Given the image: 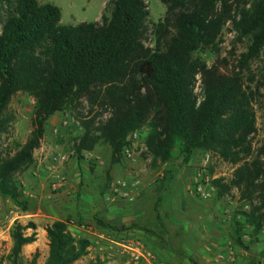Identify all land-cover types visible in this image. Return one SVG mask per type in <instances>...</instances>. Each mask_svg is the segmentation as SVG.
Wrapping results in <instances>:
<instances>
[{"label": "trees", "instance_id": "1", "mask_svg": "<svg viewBox=\"0 0 264 264\" xmlns=\"http://www.w3.org/2000/svg\"><path fill=\"white\" fill-rule=\"evenodd\" d=\"M159 1L165 14L153 25V47H147L142 39L149 11L143 0H108L109 16L76 25L61 24V11L52 3L0 0V196L28 210L29 198L14 175L31 162L38 139L31 136L15 148L4 143L15 118L9 103L21 92L34 100L39 124L59 112L73 114L83 130L72 139L78 159L105 144L116 164L129 136L145 129L152 165L168 163L176 149L186 156L201 150L231 165V177H213L211 185L217 199L238 193L231 240L243 247L245 227L253 235L264 229V145L253 147V76L248 83L243 76L264 53V0H240L235 6L228 0ZM228 22L238 41L248 39L247 50L231 69L226 58L208 66L199 53L219 52ZM197 74L203 91L198 105ZM104 112L109 115L102 118ZM69 225L68 219L44 227V264H73L87 254L89 240L76 238ZM36 228L33 222L14 221L9 264H21L23 247L35 242ZM36 261L35 253L29 264Z\"/></svg>", "mask_w": 264, "mask_h": 264}, {"label": "rangeland", "instance_id": "2", "mask_svg": "<svg viewBox=\"0 0 264 264\" xmlns=\"http://www.w3.org/2000/svg\"><path fill=\"white\" fill-rule=\"evenodd\" d=\"M38 1L57 6L63 25L100 21L103 14L109 16L110 13V8L106 9L108 0ZM143 1L149 16L148 31L142 42L153 47V25L164 17L166 8L159 0ZM237 1L240 0H228V3L235 6ZM248 44L247 38L237 40V32L228 22L219 39V52L208 49L199 56L208 66L226 58L231 69L239 55L246 52ZM251 75L253 81L249 85L254 91L256 117L253 147L258 149L264 145V53L251 62L249 72H244L245 83ZM82 107L88 110L87 101ZM9 110L15 118L12 134L4 140L7 147L15 148L16 143L23 144L31 136L38 141L31 162L14 175L29 198L28 210L23 212L0 196V264H9V233L15 220L23 224L33 222L37 226L35 242L23 247L21 264H29L35 253L36 264H44L48 241L42 228L53 221L68 219L69 231L76 238L90 242L87 254L73 264H89L98 259L102 264H259L264 259V229L253 235L251 229L245 227L243 247L231 240L233 218L241 204L236 191L221 199L216 198L214 191L206 200L194 193L196 171L204 159L208 158L207 173L215 178H230L231 165L201 150L186 156L178 149L168 163L152 165L139 143L132 146V160L123 158V148L118 163L113 164L110 147L99 144L92 152L83 153L82 158L78 159L75 154L60 165L69 168L63 180L53 176L59 165L52 170L46 166L52 155L71 151L72 139L82 133L73 114L69 110L59 112L39 124L34 100L21 92L12 96ZM108 115L104 112L102 118ZM144 133L145 129L142 135ZM129 145L131 141L126 146ZM40 155L42 160L38 162ZM124 176L140 182V196L135 203H124L110 194L112 181ZM48 204L64 205V208L49 211ZM123 225L130 229L123 230Z\"/></svg>", "mask_w": 264, "mask_h": 264}, {"label": "built area", "instance_id": "3", "mask_svg": "<svg viewBox=\"0 0 264 264\" xmlns=\"http://www.w3.org/2000/svg\"><path fill=\"white\" fill-rule=\"evenodd\" d=\"M193 92L196 96V102L198 105L199 102L203 99L202 82L199 74H197L195 77ZM129 141H131V146L129 145L124 147L122 154L123 158L126 161L133 159L134 153L132 150V146L134 144L139 143L140 147L146 150V146L144 143V135H142V131L141 132L134 131L129 136ZM84 153L88 154L90 152H84ZM74 155H75V151L73 149L66 153L54 154L51 156L49 164L46 166V168L48 170L55 169L56 165L57 166L62 165ZM207 167H208V158L204 159L201 162L199 169L196 171L194 185H193L194 193L202 200L209 199L212 196V193L214 192V188L211 185V178L213 177L207 173ZM139 187H140L139 181L131 177L124 176V177H119L114 181H112L109 190L113 199H117L124 203L132 204L135 203L140 196ZM231 261L232 258H229V262ZM259 264H264V259H262Z\"/></svg>", "mask_w": 264, "mask_h": 264}, {"label": "crops", "instance_id": "4", "mask_svg": "<svg viewBox=\"0 0 264 264\" xmlns=\"http://www.w3.org/2000/svg\"><path fill=\"white\" fill-rule=\"evenodd\" d=\"M41 152L40 153H42L43 152V148L41 147ZM46 158V155L44 156V159ZM42 160V157H41V155L38 157V162L39 161H41ZM68 170H69V168L68 169H65V168H62V167H60V165L58 166V168L56 169V171L54 172V175L53 176H55V177H58V178H60V179H63L64 180V178L66 177V175H67V173H68ZM66 182V181H65ZM57 208H59V209H63L64 208V205H61V206H52V205H47V209L49 210V211H54V210H56ZM44 209V208H43ZM49 213V212H48ZM35 224V223H34ZM36 225V224H35ZM37 227V226H36ZM43 229V231H44V228H42ZM30 245V244H29ZM27 246V245H26Z\"/></svg>", "mask_w": 264, "mask_h": 264}]
</instances>
